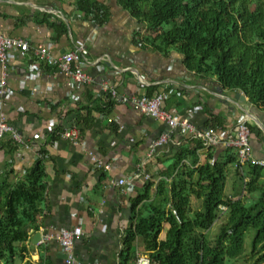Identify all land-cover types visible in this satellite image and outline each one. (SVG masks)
I'll return each instance as SVG.
<instances>
[{"label":"crops","instance_id":"0c3cea01","mask_svg":"<svg viewBox=\"0 0 264 264\" xmlns=\"http://www.w3.org/2000/svg\"><path fill=\"white\" fill-rule=\"evenodd\" d=\"M78 1L0 0V33L31 45L26 53L12 51L8 69L0 63V80L7 76L14 91L4 98L0 114L26 141L16 144L10 134L0 140V175L8 169L31 168L43 151L49 188L38 228L31 229L24 242L28 252L14 264H121L123 236L132 224V198L145 183V178H138L144 172L142 164L162 135L171 134L174 140L187 137L131 104L119 100L108 108L103 82L116 88L120 97L167 92L170 97L163 108L202 129L212 124L210 128H231L238 117L249 115L250 124L263 131L252 132L253 156L264 159L263 108L250 105L248 99L241 103L236 97L241 91L225 90L214 78L192 73L176 49L162 52L143 45L136 33L145 30L144 24L118 0H99L108 8L106 20L97 12H81ZM80 45L89 50L81 62L95 78L92 84L70 85L65 71L50 65L37 50L43 46L60 56ZM31 74L36 79L27 80ZM71 129L79 130L78 144L65 135ZM10 142L16 147L13 152ZM164 150L167 147L158 153ZM91 153L112 171L97 170ZM168 159L163 153L148 161L151 178L166 169ZM122 179L128 183L120 185ZM231 182L229 196L239 186L234 178ZM64 228L76 232L75 263L67 262L59 240ZM36 232L42 239L34 245ZM139 255L148 254L141 250Z\"/></svg>","mask_w":264,"mask_h":264},{"label":"trees","instance_id":"16d2710c","mask_svg":"<svg viewBox=\"0 0 264 264\" xmlns=\"http://www.w3.org/2000/svg\"><path fill=\"white\" fill-rule=\"evenodd\" d=\"M118 3L144 24L145 30L136 33L143 45L162 52L176 49L192 73L214 78L225 90L241 91L250 105L264 109V0ZM77 4L86 15L108 17V8L99 0ZM107 98L108 108L117 102ZM249 126L251 132L263 134L256 124ZM180 142L168 154L166 169L145 181L132 198V224L123 236L121 264H137L141 250L154 264H264V166L247 163L241 170L234 147H207L190 137ZM10 144L13 152L16 147ZM40 154L31 168L0 175V264L24 258V242L31 229L38 228L49 189L46 156ZM229 167L239 184L232 196L225 192ZM194 199L200 201L197 207ZM219 224V233L214 232ZM249 230L255 234L246 256Z\"/></svg>","mask_w":264,"mask_h":264},{"label":"built area","instance_id":"2783aa9c","mask_svg":"<svg viewBox=\"0 0 264 264\" xmlns=\"http://www.w3.org/2000/svg\"><path fill=\"white\" fill-rule=\"evenodd\" d=\"M31 48L30 43L27 40L21 38H12L0 33V63L5 69L9 68L11 62L12 51L21 49L23 53H26ZM38 54L45 57L50 65H58L65 73L70 77V85H83L92 84L95 78L87 73L81 57H85L89 54L84 46L80 45L78 50L67 51L60 56H54L52 53L43 46L38 49ZM79 61L78 64L75 62ZM36 79V75L31 74L27 80ZM8 78L4 76L0 80V111H2L4 98H8L14 91H12L8 84ZM103 90L110 95L115 101H121L125 104H131L138 108L142 113L153 117L156 120L166 122L169 125L171 131L180 130L185 133L187 137L192 139H198L204 142L207 147L223 145L234 147L237 149L241 170L243 165L247 163H253L256 165L264 166V159H258L253 156V147L251 142L252 132L250 129V116L245 115L238 117L236 124L231 128H198L190 119L182 118L178 114H174L166 111L163 106L169 99L170 94L167 92H161L153 97L147 96H123L116 88L111 86L109 82H103ZM6 134H10L16 144L25 145L26 141L7 121L3 113L0 114V140H2ZM66 137L75 144L79 143V130L71 129L65 133ZM181 145L180 140H174L171 134H164L160 139L152 146L148 159L144 161L142 167H144L143 174L138 176L139 179L145 178V181L151 179L150 172L147 170V163L153 156H162L163 153H171ZM167 147L161 153H158L160 148ZM92 161L97 170L112 171L110 165H106L105 162L99 158L95 153H91ZM247 180H245L246 182ZM128 182L125 179L120 180V185H126ZM223 213L227 212V207H221ZM76 232L71 229H62L60 231L59 240L66 254V260L69 263L77 262V258L74 252V241ZM137 264H154L149 255H139ZM158 264V263H157Z\"/></svg>","mask_w":264,"mask_h":264},{"label":"rangeland","instance_id":"374dc122","mask_svg":"<svg viewBox=\"0 0 264 264\" xmlns=\"http://www.w3.org/2000/svg\"><path fill=\"white\" fill-rule=\"evenodd\" d=\"M234 172H235L234 168L229 167V178H228L227 186H226V189H225V192H226L227 195H229L228 193H229V190L231 188V183H232L231 180H232V177L234 176ZM198 202H200V201H198L197 199H194L195 207L198 206ZM220 227H221L220 224L215 226L213 231L217 232V230H218V233H219ZM254 234H255L254 230H249L247 232L246 238H245V246H244L243 255L246 254V256H247L248 255L247 253L251 252ZM238 264H243V262L239 261Z\"/></svg>","mask_w":264,"mask_h":264},{"label":"water","instance_id":"95a60500","mask_svg":"<svg viewBox=\"0 0 264 264\" xmlns=\"http://www.w3.org/2000/svg\"><path fill=\"white\" fill-rule=\"evenodd\" d=\"M237 99L241 100V103H244L246 98V95L244 93H239L237 96ZM258 119L261 121L260 117H258ZM42 239V234L41 232H36L34 237H33V244L36 245L37 243H39V241Z\"/></svg>","mask_w":264,"mask_h":264}]
</instances>
